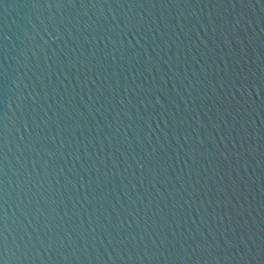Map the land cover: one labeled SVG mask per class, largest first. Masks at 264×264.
Listing matches in <instances>:
<instances>
[{
  "label": "water",
  "instance_id": "obj_1",
  "mask_svg": "<svg viewBox=\"0 0 264 264\" xmlns=\"http://www.w3.org/2000/svg\"><path fill=\"white\" fill-rule=\"evenodd\" d=\"M0 264H264V0H0Z\"/></svg>",
  "mask_w": 264,
  "mask_h": 264
}]
</instances>
